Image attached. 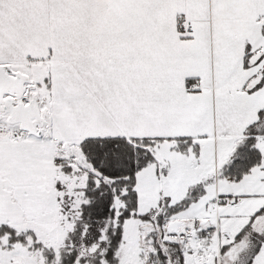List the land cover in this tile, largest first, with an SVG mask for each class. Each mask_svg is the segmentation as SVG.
Wrapping results in <instances>:
<instances>
[{"label":"snow or ice","instance_id":"6c2138e0","mask_svg":"<svg viewBox=\"0 0 264 264\" xmlns=\"http://www.w3.org/2000/svg\"><path fill=\"white\" fill-rule=\"evenodd\" d=\"M0 264H264V0H0Z\"/></svg>","mask_w":264,"mask_h":264}]
</instances>
